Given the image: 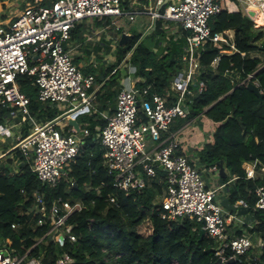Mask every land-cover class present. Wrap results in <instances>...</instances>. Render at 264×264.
Returning a JSON list of instances; mask_svg holds the SVG:
<instances>
[{
    "label": "trees",
    "instance_id": "1",
    "mask_svg": "<svg viewBox=\"0 0 264 264\" xmlns=\"http://www.w3.org/2000/svg\"><path fill=\"white\" fill-rule=\"evenodd\" d=\"M50 1L41 0V3L49 4ZM6 16L0 15L1 18ZM255 19L256 25H264V11L258 12ZM168 24L172 26L174 22L156 18L150 36L164 37L167 31L164 25ZM208 24L212 33L233 30L235 50L227 53L232 50L230 45L211 41L198 49L201 65L198 80L203 81L204 87L192 98L187 117L180 118L174 128L194 120L201 131H210L209 141L200 149V159L208 167H218L222 162L228 174L219 178L221 183L233 178L227 198L231 203L238 200L247 203L248 213L256 222L248 232L263 237L264 211L254 207V190L260 180L246 178L245 170H258L264 165V98L260 100L247 84L239 81L253 73L252 80H257L264 92V65L260 66V57L240 54H264V29L254 28L236 0H225L221 11L212 15ZM81 32L82 24L76 23L70 30L69 40L78 38ZM187 34L179 27L178 35L164 38L163 52L151 50L141 40V34H132L124 44L116 45L114 62L104 69L78 68L84 75H94V87L90 92L97 111L76 117L79 127L88 129V135L79 154L64 167L54 187L36 178L30 169L31 159L24 158L17 148L6 153L8 158L4 164L0 163V239L13 254H25L21 264L31 258L38 259L41 264H57L63 252L69 254L73 264H171L173 259L180 264H219L216 242L207 234L199 236L200 223L187 217L162 218L159 199L165 188L163 169L155 165V179L143 189L126 194L114 186L113 175L104 165L105 149L96 137L97 128L106 123L99 112L115 106L116 94L121 88L119 65L127 64L135 87L143 97L149 99L154 93L163 94L182 68L179 56ZM216 58L218 61L212 65ZM33 81L34 77L27 74L18 75L16 79L17 87L29 99L31 115L38 122L61 115L62 111L54 104L38 100ZM8 113L7 108L0 110V122ZM143 121L146 116L139 110L136 123ZM28 126L27 122L23 123L21 137L28 133ZM69 128L67 126L64 133L70 132ZM35 193L42 197L46 216L58 197L76 206L66 217L63 228L64 233L75 236V241L66 238L60 245L48 236L42 238L49 227L48 218L33 213ZM110 197H114V202ZM40 217L44 222L37 225ZM235 234L241 235L242 231ZM230 255L227 251L225 260ZM259 257L258 261H250L247 254L237 256L232 264H264V253Z\"/></svg>",
    "mask_w": 264,
    "mask_h": 264
},
{
    "label": "built area",
    "instance_id": "2",
    "mask_svg": "<svg viewBox=\"0 0 264 264\" xmlns=\"http://www.w3.org/2000/svg\"><path fill=\"white\" fill-rule=\"evenodd\" d=\"M122 0H51L42 4L34 0L26 4L12 16L0 17V107L9 110L0 122V141L13 138L12 127L8 119L18 118L20 126L28 123V133L21 137V129L15 145L21 155L31 159L30 169L36 178L50 187H54L63 175L64 167L79 154L88 135L85 127L64 133L61 119L75 118L94 108L91 89L94 87V75H84L73 63L70 51L65 48L70 38V30L76 23L87 19L105 21L103 29L113 27L120 31L119 18L127 16L133 19L121 4ZM225 0H169L162 12L154 11V18L173 21L187 31L185 45L181 54L182 68L170 80L163 94L154 93L143 97L135 87V79L130 86L121 87L116 94L115 109L110 114H102L105 125L97 128L96 137L104 147V165L113 175L114 186L130 193L143 189L156 177L155 161L165 172V188L159 204L163 209L162 218L175 219L187 217L201 224L204 234L214 238L215 254L224 261L247 254L250 261H258L264 253V236L243 231L236 235L235 226L252 227L240 219L239 214L226 210L216 198V192L223 187L209 188L201 172L180 152L179 143L173 135L163 136L171 123L177 118H185L189 112L192 98L203 87L198 80L201 65L198 49L207 41L230 45L225 31L212 33L209 18L221 11ZM243 12L256 25V15L264 11V0H236ZM162 0H157L160 4ZM252 11L253 15H249ZM1 15V13H0ZM242 56L244 52H240ZM218 61L216 58L212 65ZM93 67L95 64L93 63ZM34 77L37 98L42 102L61 104L63 113L56 118L38 122L28 108V97L17 87L18 75ZM254 74H248L240 83H254ZM261 93L262 90L259 88ZM146 116V121L136 123L138 111ZM152 146L147 148L146 141ZM12 158V155L9 156ZM8 158V157H7ZM212 171H217L215 167ZM246 178H259L254 190V207L264 211V165L258 170L246 168ZM34 214L46 216V206L40 194L35 193ZM114 202V197H110ZM234 205L248 207L244 200ZM249 208V207H248ZM76 210V206L58 197L48 210V230L42 236L52 238L60 245L67 238L75 241V236L63 231L66 217ZM62 213V214H61ZM40 217L37 225H42ZM15 228L16 224H11ZM42 238L38 240L41 241ZM25 254L18 256L0 239V264H21ZM26 264H41L36 258ZM57 264H73L68 253L63 252ZM171 264H180L173 259Z\"/></svg>",
    "mask_w": 264,
    "mask_h": 264
},
{
    "label": "crops",
    "instance_id": "3",
    "mask_svg": "<svg viewBox=\"0 0 264 264\" xmlns=\"http://www.w3.org/2000/svg\"><path fill=\"white\" fill-rule=\"evenodd\" d=\"M26 4H28V3H26ZM121 4H122L123 8L125 9V11L128 14H132L133 15V19L132 20H128L127 16L124 15L121 18H119L118 24H119L120 21L121 22L124 21V23H130V22L138 19L139 22H140V26H139L138 29L141 30L139 33L142 36V33L147 30V32L145 34V37L147 39L145 38L144 43L151 50H154L156 52H161V51L163 52L164 51V48L166 46V40L165 39H167L171 35H178V28L180 26H179V24H177L176 22H174V24L172 26L169 25L170 23L168 25H164V27L167 28V31L165 32L164 37L163 36H160V37L159 36H154V37L150 36L151 32L154 29V26L153 25L155 24V20H156V18H154L152 16V12L158 11V8L160 6V4L157 3V0H122L121 1ZM240 10L243 12V10H242L241 7H240ZM243 14H245V13L243 12ZM104 22L105 21H103V20H98V19H95V18L87 19V20H83V21L79 22L80 24H82V32H81V34L79 35L78 38L69 40L68 43L66 44V48L70 51L71 59H72V61L74 63H76V66L78 68H84V67H88V66L91 67V68H97L98 65H97V62L95 60H93L92 58L86 59L84 56L85 55H88L89 56L90 54L92 55L96 51L103 52V51H105V46H106V49L108 48L107 45H110V46L114 47L112 45V43H116V45L119 44V40H120V37H121V34L122 33L128 34L129 37L132 35L131 34V31L132 30L130 28L127 29L126 26H120V25L119 26L122 27L120 29V31H119L120 33L114 31L113 32L114 34H106V30H104L103 27H102L103 26L102 24ZM123 28L125 30H123ZM225 33H226L227 37L229 38V42L231 44H233L234 31L231 30V29H229V30H225ZM158 39H159V41H158ZM141 40H142V38H141ZM234 50L235 49L232 48V50L231 51H228L227 53L234 52ZM75 53H77V54L74 55ZM78 53H79V55H78ZM254 53L255 52H248L245 55L250 56V57H254V56H256ZM179 58L181 60V55L179 56ZM93 63L95 64L94 67L92 66ZM123 81L120 82L121 83V87H125ZM128 86H130V79H129V85ZM95 88H97V86ZM92 95H93V93H92ZM93 104H94V108L91 109V110H93L92 112H96L97 111V104H95L94 101H93ZM2 108L3 107H0V110ZM114 109H115V106H113L112 108L111 107H108V108L100 111L99 114L102 117V114H110L111 112L114 111ZM62 113H63V111H62ZM179 119L180 118H178L177 120L173 121L171 123V125L169 126L168 131L167 132H164L162 135L163 136L173 135L174 138L179 143L180 152L182 154H184L186 157H188V159L192 162V164L199 171L205 173L206 175H208V173H210V174L213 173V175H212V180L214 181L213 186L214 185L215 186H217V185H223V187H221V189L228 188V186H229V184H230V182H231V180L233 178L232 179H229L224 184L221 183V182H215V181H218V179L220 177L227 176V174H228L227 173V169L222 165L223 166V173L225 174L224 176H222L220 174V172H219V166L218 167H216V166H212V167L206 166V164L203 163L201 161V159H200V149L202 147L198 148L197 145H200L199 142H198V144H197V142H195V143H193V145H191L190 142H189L188 144L190 146L188 148L189 149L188 152L185 151V150H183V148H182V142L180 141V139H178V136H180V137H182V135L184 137L192 136L193 134L191 132H193V130H195L196 127L192 125L194 123V120H190V121L184 122L181 125H179L178 127L174 128L175 125L178 124ZM4 120H7V118H5V119L3 118V122H4ZM8 120L11 123H13V125H14L13 127L19 126L21 128L22 125H23L22 124L20 126V124L18 123L19 122L18 118H10ZM15 120H16V122H14ZM61 126L63 128V131H65V128L67 126H70V128L72 127L71 125H69V123H68V121H67L66 118L61 119V125H60V127ZM190 126L193 127V128L192 129H189ZM70 128H69V130H70ZM79 129H80V127H79ZM207 132L210 133V131H207ZM207 132H205V133H207ZM210 135H211V133L209 134L208 139H205V141L203 139H201V138H199V141L203 142V144L206 143V142H208ZM4 140H7V141L9 140V142L11 144L12 142L10 140H13V138H5V139H2L1 141H4ZM146 146H147V148H150L152 146V142L150 140H147L146 141ZM15 147H16V145L12 143L10 146H8L6 149H4V152H5L4 154H6L7 152H9L11 149H13ZM1 154H2V152H0V155ZM213 167H215L217 169V171H214L213 172L212 171V168ZM225 193L222 196V199L223 198H227L228 190ZM239 215L241 216V214H239ZM240 219L243 222H245V223H247L248 225H251V226L256 223L254 221V219L251 222L250 221H246L242 217H240ZM248 228L249 227L244 226V225L243 226L242 225H239V226L236 225L235 226V230L236 231H238V230L242 231V234H243V231H248Z\"/></svg>",
    "mask_w": 264,
    "mask_h": 264
},
{
    "label": "rangeland",
    "instance_id": "4",
    "mask_svg": "<svg viewBox=\"0 0 264 264\" xmlns=\"http://www.w3.org/2000/svg\"><path fill=\"white\" fill-rule=\"evenodd\" d=\"M26 3H32V1H29V0H4V1H0V13H1V15L2 14L3 15L5 14V15H7V16L10 17L15 12L21 10L24 6H26ZM238 6L240 7V4L239 3H238ZM102 25H104V24H102ZM118 25H120V26H126L127 29L130 28L132 30L131 31V34H140L139 32L141 30L138 29L139 26H140V22H139L138 19H136V20H134V21H132L130 23H124V21H122V22L120 21ZM121 28L122 27H120V29ZM254 28H256V29H264V25H262V26H256V27L254 26ZM123 30H125V29L123 28ZM113 32H114L113 27H108L106 29V34H114ZM146 32H147V30L142 33L141 38H142L143 41H145V38H146L145 37V34H146ZM112 45L114 47H112L110 45H107L108 46L107 49H106V46H105V51H103V52L96 51L95 53H93L92 55L90 54L89 56L84 54L85 55L84 57L86 59L92 58L93 60H95L97 62V65H98V67L96 69H98V68L104 69L108 64L113 63L114 60H115V48H116L115 45H116V43H112ZM76 54L77 53H75L74 55H76ZM254 54L256 56L260 57V59H261L260 66H263L264 65V54L263 53H258V52H255ZM78 55H79V53H78ZM118 73L120 75V82H122L125 79L123 81L125 87H128V85H129V79L130 80H134V77L132 76V74H130L128 72V66L125 63H122V64L119 65V67H118ZM54 105L60 111H63V110L66 109V108H63L61 104L54 103ZM92 111L93 110H91L88 113L87 112L86 113H82L80 115L90 114ZM177 119H175V120H177ZM14 122H16V120ZM192 125L196 127V129L193 130V132H191L193 134L192 136H189V137H184L183 135H182V137L178 136V139H180V141L182 142V148H183V150H185L187 152H188V150H189L188 148L190 146L188 144L189 142H190L191 145H193V143H195V142H197V144H198V142H199L200 145H197V146H198V148H200V147H202L203 142L199 141V138H201V139H203L205 141V139H208V136L210 134L209 132L205 133V132L201 131L200 128L198 127V125H196L195 122ZM192 128L193 127L190 126L189 129H192ZM20 129L21 128L19 126L12 127L13 140H10V141L13 144H15V141L17 140V137L20 135L18 133ZM11 144H10L9 140L8 141L7 140H4V141H1L0 142V152H2V154L0 155V163L1 164H4L5 163V159L7 158V154H8V152H7V154H4L5 153L4 152V149H6ZM212 175H213V173H211V174L208 173V175H206L205 173L201 172V176H202L203 180L205 181V183L207 184V186L209 188H213L215 186V185L213 186L214 181L212 180ZM215 182H221V181H219V179H218V181H215ZM227 190H228V188H223V189L218 190L215 193L217 200L220 201L222 199V196L224 195V193L227 192ZM236 214H238V213H236ZM240 217L244 218L246 221H250V222L253 221V215L250 212L249 213L247 212L245 214H241Z\"/></svg>",
    "mask_w": 264,
    "mask_h": 264
},
{
    "label": "water",
    "instance_id": "5",
    "mask_svg": "<svg viewBox=\"0 0 264 264\" xmlns=\"http://www.w3.org/2000/svg\"><path fill=\"white\" fill-rule=\"evenodd\" d=\"M168 0H163L162 3L160 4L159 8H158V11L163 8L166 3H167ZM248 14L249 15H253V12L252 11H248ZM154 26V25H153ZM129 38V35L126 34V33H122L121 34V37H120V40H119V45H122L126 42V40ZM247 87L252 90L253 92H255L259 99H263L264 98V93H261L259 91V88L254 84V83H248L247 84ZM76 115H72V117H69L67 118V121L69 123V125H71L76 131L79 130V125L76 121V118H75ZM155 165H157L158 167L162 168L157 161H155ZM163 169V168H162ZM219 172L222 176H224L225 174L223 173V166H222V162L219 164ZM220 204L222 207H224L226 210L228 211H231V212H236L238 214H245L249 211V208L248 207H243V206H236L234 205L233 203H231L229 201L228 198H223L220 200ZM204 235V230L202 228H200L199 230V236H203ZM217 262L220 264L222 262H225L226 264H232L234 262V259H227L225 261H221V258H218Z\"/></svg>",
    "mask_w": 264,
    "mask_h": 264
}]
</instances>
